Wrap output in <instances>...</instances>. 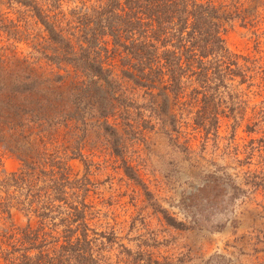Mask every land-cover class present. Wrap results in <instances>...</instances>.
<instances>
[{
    "label": "rangeland",
    "instance_id": "1",
    "mask_svg": "<svg viewBox=\"0 0 264 264\" xmlns=\"http://www.w3.org/2000/svg\"><path fill=\"white\" fill-rule=\"evenodd\" d=\"M18 1L0 0V181L3 175L19 170L20 159L34 160L43 149L44 144L36 138L40 128H25L29 142L18 133V124L25 118L19 119L25 116L22 111L37 110L41 117L47 114L52 118L47 126V148L66 159L72 150H79L84 157L85 165L79 159L67 164L78 178L87 169L92 183L87 198L93 206L91 224L113 237L101 254L102 261L128 264L122 252L127 248L148 252L170 264H264V189L248 184L253 174L264 171V143L257 142L264 138V126L253 127L264 113V4L258 3L257 11L251 14L248 10L264 0H216L231 12L233 7L247 12L245 20L228 22L224 35L228 50L246 70V81L234 79L221 91V113L213 140L211 136L206 140L193 124L198 106L191 99V83L186 97L172 110L177 133H170L169 124L164 129L154 120L150 121L153 128L141 130L137 140L120 130L124 141L121 157L96 126L92 112L86 110L84 133L79 124L63 121L72 109L71 69L57 68L46 60L52 48L47 33L31 9ZM36 2L49 10L48 0ZM81 8L80 0H60L52 13L66 29L65 24ZM22 83L33 87L16 90ZM134 93L137 103L145 106L144 91ZM133 112V121H139ZM250 126L252 132L247 131ZM123 163L136 177L124 172ZM216 170L229 177L223 179L222 201L192 207L188 215L183 209L187 196L202 185L205 175ZM6 192L0 187V202ZM163 210L184 227L167 225ZM10 214L9 223L14 228L26 225L22 212L11 208Z\"/></svg>",
    "mask_w": 264,
    "mask_h": 264
},
{
    "label": "trees",
    "instance_id": "2",
    "mask_svg": "<svg viewBox=\"0 0 264 264\" xmlns=\"http://www.w3.org/2000/svg\"><path fill=\"white\" fill-rule=\"evenodd\" d=\"M59 1L48 0L49 10H43L36 0L18 3L31 9L47 33L52 48L46 60L57 68L71 69L72 109L64 122L79 124L84 133L86 110L92 112L96 126L121 157L124 141L120 130L137 140L141 130L153 128L150 121L154 120L164 129L169 124L170 133H177L172 110L186 97L187 86L192 83L191 99L198 106L193 124L206 140L209 136L213 140L221 113V91L229 81H246V70L224 39L225 25L235 18L245 20L246 11L233 7L231 12L216 0H80V12L74 13L65 29L58 15L52 13ZM258 3L264 1L255 2L249 14L257 11ZM28 85L33 87L22 83L16 90L22 87L21 91H29ZM135 90L144 91L145 106L137 103ZM134 110L136 122L132 119ZM22 113L25 116L19 119L25 118L18 124L19 136L29 142L25 128H40L36 138L44 146L34 160L20 159L19 170L3 175L0 181L5 192L11 190L0 202V264H109L102 261L101 254L113 237L91 224L93 206L87 198L92 183L87 169L78 178L67 164L79 159L85 165L84 157L79 150H72L66 159L47 148V126L52 118L47 114L41 117L37 110ZM257 119L253 127L264 126L263 112ZM247 131L252 132V126ZM257 142L264 143V138ZM122 167L130 178L136 177L130 166L123 163ZM225 177L229 178L217 170L205 175L202 185L187 196L184 211L190 215L192 207L222 201ZM248 184L264 189V171L253 174ZM11 208L27 218L22 228L9 223ZM164 211L161 214L167 225L184 227ZM192 223L197 224V220ZM122 252L128 264L171 263L152 258L148 252L127 248Z\"/></svg>",
    "mask_w": 264,
    "mask_h": 264
}]
</instances>
